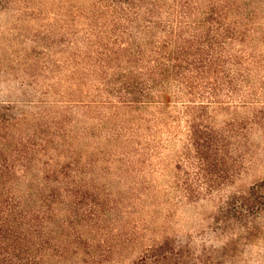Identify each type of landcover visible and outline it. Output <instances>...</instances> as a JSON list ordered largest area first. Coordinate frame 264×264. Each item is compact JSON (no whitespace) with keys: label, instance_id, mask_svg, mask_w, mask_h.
I'll use <instances>...</instances> for the list:
<instances>
[{"label":"rangeland","instance_id":"1","mask_svg":"<svg viewBox=\"0 0 264 264\" xmlns=\"http://www.w3.org/2000/svg\"><path fill=\"white\" fill-rule=\"evenodd\" d=\"M124 1L129 17L143 11ZM114 17L105 0H0V116L17 119L16 139L21 131L50 141L41 157L57 171L48 173L43 205L52 208L53 237L62 231L65 242L46 264H130L165 239L218 249L232 225L218 213L221 199L264 179V143L253 135L233 183L199 190L193 156L182 151L186 100L174 85L137 105L118 100L113 86L97 94L72 82L81 65L71 62L99 56L84 47H96ZM245 244L242 258L264 251L262 241Z\"/></svg>","mask_w":264,"mask_h":264},{"label":"trees","instance_id":"2","mask_svg":"<svg viewBox=\"0 0 264 264\" xmlns=\"http://www.w3.org/2000/svg\"><path fill=\"white\" fill-rule=\"evenodd\" d=\"M105 1L115 20L96 47H84L99 56L71 62L81 65L72 82L97 94L113 86L118 100L137 105L174 85L176 98L186 100L182 151L193 156L204 185L199 190L211 193L220 179L232 184L243 157L255 148L252 136L264 143V0H135L128 7H144L132 17L124 0ZM213 113L226 118L217 123ZM14 123H0V131H7L0 138V264H46L52 248L61 250L65 242L62 231L53 237L52 208L43 205L48 173L57 171L41 157L50 141L31 140L21 131L16 139ZM218 213L232 224L224 246L165 239L130 264H264V251L246 252L245 258L238 251L241 243L264 242V179L228 192Z\"/></svg>","mask_w":264,"mask_h":264}]
</instances>
